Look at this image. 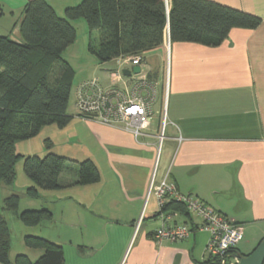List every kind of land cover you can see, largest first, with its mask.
I'll list each match as a JSON object with an SVG mask.
<instances>
[{"label":"crops","instance_id":"crops-1","mask_svg":"<svg viewBox=\"0 0 264 264\" xmlns=\"http://www.w3.org/2000/svg\"><path fill=\"white\" fill-rule=\"evenodd\" d=\"M28 1L0 0V35L21 39ZM47 1L63 16L66 7L81 2ZM214 1L262 21L256 28L231 29L217 46L170 38L146 53L141 72L156 84L157 98L143 135L76 119L84 130L74 135L75 143L97 164L101 179L42 194L64 207L65 228L56 242L65 264H206V231L194 229L177 242L155 240L163 225L195 228L200 219L179 212L157 216L159 198L150 194L154 175L157 182L168 176L181 195L198 197L241 224L237 252L251 253L264 238V0ZM119 60H93L80 82L98 78L107 87H123L113 80Z\"/></svg>","mask_w":264,"mask_h":264},{"label":"trees","instance_id":"trees-1","mask_svg":"<svg viewBox=\"0 0 264 264\" xmlns=\"http://www.w3.org/2000/svg\"><path fill=\"white\" fill-rule=\"evenodd\" d=\"M80 18L89 27L88 49L100 62L135 55L144 58L166 41L168 32L173 42L217 46L231 29L256 28L262 21L258 15L214 0H171L169 12L165 0H81L66 7L64 16L47 0H29L20 22L21 39L0 35V186L11 187L15 182L16 164L22 157L18 141L36 136L50 124L65 127L72 119L67 110L75 73L63 52L75 42L73 21ZM24 170L33 181L27 189L31 197H38L40 190L101 179L92 159L77 160L53 152L25 156ZM19 205L20 195L14 192L4 199L3 209L17 211ZM167 212L191 215L185 202L175 198L157 216ZM52 216L47 208L19 214L27 225ZM26 243L43 249V255L32 262L19 254L15 264H65L60 243L30 235ZM10 248L9 223L0 213V264H11ZM206 264L218 263L208 257Z\"/></svg>","mask_w":264,"mask_h":264},{"label":"built area","instance_id":"built-area-1","mask_svg":"<svg viewBox=\"0 0 264 264\" xmlns=\"http://www.w3.org/2000/svg\"><path fill=\"white\" fill-rule=\"evenodd\" d=\"M165 4L169 12L171 0H165ZM166 40L170 41L169 32ZM119 62L121 66L113 73V80L115 83L123 82L124 86L107 87L98 78L83 80L75 89V106L78 114L84 118L97 119L110 126H121L138 137L151 125L153 105L157 98L156 84L142 72L130 76L123 73L124 64L142 66L145 60L141 55L120 57ZM164 114L166 120V113ZM151 193L159 198L160 208L175 198L185 202L189 212L200 219L195 228L187 223L163 225L154 232L155 240L177 242L189 238L194 229L206 231L209 233L206 246L209 258H213L218 264L239 263L236 247L244 232L241 224L198 197L181 195L176 183L168 176L157 182L154 175Z\"/></svg>","mask_w":264,"mask_h":264},{"label":"rangeland","instance_id":"rangeland-1","mask_svg":"<svg viewBox=\"0 0 264 264\" xmlns=\"http://www.w3.org/2000/svg\"><path fill=\"white\" fill-rule=\"evenodd\" d=\"M10 19H8V21ZM11 21L13 22V19H11ZM73 23L77 29V38L75 42L63 52V57L72 66L75 73L67 110L68 114L72 116V119L65 127H59L56 124H50L44 126L36 136L27 140L18 141L17 151L22 155V157L16 164L15 182L11 187L0 186V213L5 216L11 231V264H15L16 257L19 254L28 256L32 262L37 261L43 255L44 250L27 245L26 237L29 235L38 236L56 242L57 240H60V231L65 228L66 223L62 217L64 208L63 204L59 203L58 201L55 202L43 197L42 194L47 193V190H40V195L38 197H31L27 194V189L33 185V181L27 176L24 170V157L34 154L43 157L47 153L53 152L58 155L77 160H85L88 158L82 155V151L80 153L78 149L79 145L75 143L74 140V135H77L84 130V127H82L76 120L84 119V117L78 115L75 106L74 91L76 86L80 83L81 78H84L86 76L85 74L88 73L92 61H97L98 58L88 49L89 27L87 21L84 18H80L74 20ZM165 104H168L167 98L165 99ZM14 192L20 195L19 209L17 211H7L3 209L4 199ZM150 201L151 203H154L155 199L151 198ZM43 208H47L52 211L53 216L51 219H47L40 224L27 225L19 217V214L24 210H40ZM55 214L56 216H54ZM240 256L241 255H239V257Z\"/></svg>","mask_w":264,"mask_h":264},{"label":"water","instance_id":"water-1","mask_svg":"<svg viewBox=\"0 0 264 264\" xmlns=\"http://www.w3.org/2000/svg\"><path fill=\"white\" fill-rule=\"evenodd\" d=\"M133 73H140L141 67L135 66L133 69H124L123 73L130 76ZM238 264H264V238L260 241L257 247L248 255H241Z\"/></svg>","mask_w":264,"mask_h":264}]
</instances>
